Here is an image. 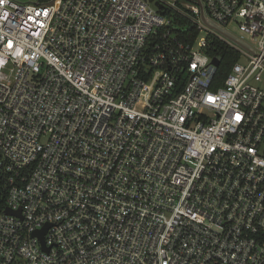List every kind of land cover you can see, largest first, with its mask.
<instances>
[{
    "label": "built area",
    "instance_id": "obj_1",
    "mask_svg": "<svg viewBox=\"0 0 264 264\" xmlns=\"http://www.w3.org/2000/svg\"><path fill=\"white\" fill-rule=\"evenodd\" d=\"M199 1L0 0V264H264V0Z\"/></svg>",
    "mask_w": 264,
    "mask_h": 264
},
{
    "label": "trees",
    "instance_id": "obj_2",
    "mask_svg": "<svg viewBox=\"0 0 264 264\" xmlns=\"http://www.w3.org/2000/svg\"><path fill=\"white\" fill-rule=\"evenodd\" d=\"M178 2L181 0H177ZM183 1V0H182ZM193 1V0H184ZM171 26L177 37L184 42H192L198 35V31L192 20L188 17H183L181 14L175 13L171 19ZM206 54L220 59V64L217 71V79H222L230 70L232 64L239 58L236 49L224 43L213 36L208 38V46L205 49ZM3 199L0 198V202Z\"/></svg>",
    "mask_w": 264,
    "mask_h": 264
},
{
    "label": "water",
    "instance_id": "obj_3",
    "mask_svg": "<svg viewBox=\"0 0 264 264\" xmlns=\"http://www.w3.org/2000/svg\"><path fill=\"white\" fill-rule=\"evenodd\" d=\"M150 2H152L153 0H149ZM197 4L200 5V1L199 0H196ZM154 4L157 6V8L160 10V13H163L165 11V6L159 2V1H154ZM201 18L204 22H207L205 17L203 16V14L201 13ZM212 62L214 65H218L219 64V61L216 57H213L212 59ZM6 212H8V209H6ZM45 233V229L42 230L39 235H40V238H42L43 234Z\"/></svg>",
    "mask_w": 264,
    "mask_h": 264
},
{
    "label": "rangeland",
    "instance_id": "obj_4",
    "mask_svg": "<svg viewBox=\"0 0 264 264\" xmlns=\"http://www.w3.org/2000/svg\"><path fill=\"white\" fill-rule=\"evenodd\" d=\"M228 28H229V30H230L232 33H234L235 35H240L239 31L236 29V26H234L233 24H230V25L228 26ZM244 38H245V40H246L249 44L255 46L256 42L253 41V39H252L251 37H249V36H245ZM258 86H259L260 88L264 89V73H263V75H262L261 80H260L259 83H258Z\"/></svg>",
    "mask_w": 264,
    "mask_h": 264
}]
</instances>
